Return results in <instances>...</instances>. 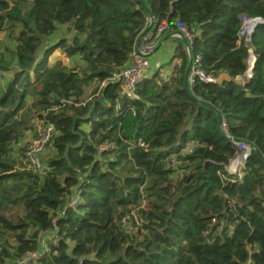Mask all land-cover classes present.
Listing matches in <instances>:
<instances>
[{"label": "trees", "instance_id": "1", "mask_svg": "<svg viewBox=\"0 0 264 264\" xmlns=\"http://www.w3.org/2000/svg\"><path fill=\"white\" fill-rule=\"evenodd\" d=\"M148 12L186 26L190 54L175 38L167 80L156 72L119 98V83H100L127 64ZM242 14L264 18V0H0L15 42L0 53V75L13 70L0 82L1 264L43 239L37 264H264V24L239 38ZM57 50L70 64L51 61ZM198 57L230 79L197 80L193 98L184 77ZM42 119L56 128L45 170L22 169L14 145ZM234 140L253 149L231 173Z\"/></svg>", "mask_w": 264, "mask_h": 264}, {"label": "built area", "instance_id": "2", "mask_svg": "<svg viewBox=\"0 0 264 264\" xmlns=\"http://www.w3.org/2000/svg\"><path fill=\"white\" fill-rule=\"evenodd\" d=\"M260 24H264V18L259 16L250 17L242 14L241 26L238 32L239 38L244 37L247 41H249L252 33ZM168 35L172 38L186 39V50L190 54L193 34L189 31V29L183 25L178 26V28L170 27L165 21L158 22L153 14L148 12L145 16L144 27L134 43L127 64L119 71L114 72L108 80L102 81L100 83V87L105 86L108 82H116L120 85L119 98H136L137 86L145 80L153 77L154 73H159L162 70L164 62L162 52L166 41L165 37ZM250 50L251 49H249V51ZM250 58L251 54L249 55L247 70L249 77L252 75L253 68L249 65ZM198 61L199 57L194 61L191 60V68L188 75L189 85L192 86L197 80L206 82L217 81V78L207 74L204 70L198 67ZM180 63L181 61L178 58H175L173 67L176 64L180 65ZM169 74L166 73L161 76L164 80H167ZM241 83L243 84L244 82ZM91 96L93 95H90L89 99ZM35 125L38 126V128L35 129V134L28 139L25 138L26 147L21 152H18V154L15 155V158L22 169L43 172L45 170V165L40 159V153L44 152L48 147L53 135L56 133V128L53 123L47 122L43 119L36 120ZM221 128L226 131V124L222 123ZM234 143L239 149V153L230 161L228 165H225L226 169L231 173H236L240 167L244 166L245 160L251 154L253 149L249 143L244 141L234 140ZM196 146L197 143L194 140H191L181 148L180 153L185 154L190 152ZM170 159L172 165L177 163L176 154H171ZM70 205H74V201H72ZM133 218L136 221V224H140L142 221L141 215L133 211L131 213H127L121 219V225L124 226ZM43 240L37 250L27 251L21 259L13 264H37L42 249H44Z\"/></svg>", "mask_w": 264, "mask_h": 264}, {"label": "rangeland", "instance_id": "3", "mask_svg": "<svg viewBox=\"0 0 264 264\" xmlns=\"http://www.w3.org/2000/svg\"><path fill=\"white\" fill-rule=\"evenodd\" d=\"M171 45H172V47H174L173 44H171ZM6 46H9L10 48H14V47H15V42L12 41V40L10 39V37L8 36V33L4 31V32H1V33H0V53L3 52V51H4L5 53H8V52L6 51ZM172 47H171V48H172ZM56 58H62V59L64 60L65 63L70 64V59L67 58V57H65L61 50H57V51H55L50 59H51V61H52V60H54V59H56ZM173 65H174V59L171 60V61L169 60V62L166 63V64L164 65V67L162 68V70L159 72V75L161 76V75H164V74H166V73H168V74L171 73V72H172V66H173ZM12 74H13V70H10V71H8V72H5L4 74H1V75H0V82L3 83V84L6 83V81H7L8 79H10V77L12 76ZM95 87H96L95 84H93V85H91L88 89H86V93H85V95H84V98L89 97L90 95H92V94H90V93L92 92V90H94ZM37 128H38V126L34 125V129H33V131L29 132V133L25 136V138L28 139V138H30L31 136H33V135L35 134V131H36L35 129H37ZM25 138H24L21 142H19V143H17V144L14 145L15 155L18 154V152H21L22 150H24V148L26 147V146H25V143H26V139H25ZM51 150H52V149H51V147H50V143H49V145H48V147L46 148V150H45L44 152H41V153H40V159H41V161H42V163H43L44 165H45L44 159H45V157H46L47 155H49V153H51ZM138 225H139V224H136V226H138ZM124 226H125V228L128 229L129 231H131V229H132L133 227H135L133 221H128ZM43 241H45V239H44ZM45 242H46V241H45ZM0 264H1V260H0ZM6 264H10V260H7V263H6Z\"/></svg>", "mask_w": 264, "mask_h": 264}, {"label": "crops", "instance_id": "4", "mask_svg": "<svg viewBox=\"0 0 264 264\" xmlns=\"http://www.w3.org/2000/svg\"><path fill=\"white\" fill-rule=\"evenodd\" d=\"M166 41H165V45H164V49L162 52V57H163V67L166 63L169 62V60L171 61L172 59V54L174 51V47H175V38L170 37L169 35L165 37ZM174 45V47H172V45ZM172 47V48H171ZM173 68V66H172ZM249 78V73L246 72L244 75L242 76H238L235 78V80L239 83L246 81ZM230 79V76L226 73H222L218 78L217 81H222V80H228Z\"/></svg>", "mask_w": 264, "mask_h": 264}, {"label": "water", "instance_id": "5", "mask_svg": "<svg viewBox=\"0 0 264 264\" xmlns=\"http://www.w3.org/2000/svg\"><path fill=\"white\" fill-rule=\"evenodd\" d=\"M184 40L186 41V39H184ZM249 53H250L251 55H254L252 49L249 51ZM190 68H191V61H190L189 65H188V67H187V69H186V72H185L184 83H185V88H186L187 91L190 93V95H191L193 98H196V97L193 95L192 90H191V86H190L189 83H188V75H189ZM206 105L209 106V107H212V108H214V109L216 110V112H217V116H218V124H219V128L222 130V128H221L222 117H221V113H220L219 109H217L215 106H213V105L210 104V103H206ZM222 131H223V130H222Z\"/></svg>", "mask_w": 264, "mask_h": 264}, {"label": "bare ground", "instance_id": "6", "mask_svg": "<svg viewBox=\"0 0 264 264\" xmlns=\"http://www.w3.org/2000/svg\"><path fill=\"white\" fill-rule=\"evenodd\" d=\"M254 62H255V57H254V55H251V58H250V67H253V65H254Z\"/></svg>", "mask_w": 264, "mask_h": 264}]
</instances>
